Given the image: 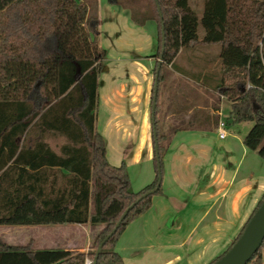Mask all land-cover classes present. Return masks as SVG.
<instances>
[{
	"label": "trees",
	"instance_id": "obj_1",
	"mask_svg": "<svg viewBox=\"0 0 264 264\" xmlns=\"http://www.w3.org/2000/svg\"><path fill=\"white\" fill-rule=\"evenodd\" d=\"M108 2L128 9L138 25L157 23L152 56L158 58L154 75L159 70V86L155 109L153 86L151 111L155 179L135 191L127 163L114 165L108 160L107 140L96 127L99 74L107 50L100 46V21L90 12V4L0 0V66L15 63L25 78L27 69L36 71L17 85L16 97L0 94V225H103L88 251H33L0 244V264H86V258L94 262L100 243L135 203L97 260L126 264L116 250L120 236L151 208L154 196L163 194L167 147L157 118L159 91L165 66H174L180 51L220 45V71L199 79L215 81L214 90L231 102L224 119L227 128L231 123L254 122L243 142L264 159V0H205L201 21L189 0ZM200 22L205 30L202 39ZM5 76L0 71V78ZM34 129L63 135L66 143L59 152L44 140L29 147L27 139ZM263 199L264 195L250 218ZM248 221L228 249L209 264L233 246ZM263 248L264 242L247 264H264Z\"/></svg>",
	"mask_w": 264,
	"mask_h": 264
},
{
	"label": "crops",
	"instance_id": "obj_2",
	"mask_svg": "<svg viewBox=\"0 0 264 264\" xmlns=\"http://www.w3.org/2000/svg\"><path fill=\"white\" fill-rule=\"evenodd\" d=\"M106 1H100V11L106 6ZM109 8L113 10L111 17L106 18L111 20L109 32L119 43L129 49H136L133 50L136 51L135 56H132L126 53L132 50L111 47L109 55L114 56L119 63L129 62L132 66L148 62L153 70L154 54L144 53L145 42L134 37L143 35L149 25L157 38V23L149 20L144 25H138L132 21L128 9L114 4ZM100 17L103 21L101 14L99 21ZM112 21L115 24L113 30ZM194 52L192 49L180 51L174 66H165L158 112L160 132L168 141L164 155L163 194L154 196L151 208L132 221L120 236L116 250L125 263L128 259L129 264H143L148 260H154L152 264H177L186 259L187 264H192L194 259L199 264H206L223 251L224 246L214 247V244L221 241L228 243L231 235L229 229L241 225L243 216L264 195V159L245 144L226 143L212 148L208 143V137L218 132L222 109L226 104L231 109V102L214 90L215 81L204 82L199 79L206 72L220 71V51H199L200 56H214L212 60H207L208 63H202ZM124 63L111 68V72L118 74L109 80V90H106L104 97L98 84L96 127L107 140L108 160L112 144L119 155L115 156L116 160L123 158L127 163L133 189L138 191L156 176L152 118L149 112L154 85L152 93L149 92L150 98L138 80L120 76V69H126ZM100 119L103 120V129L99 126ZM38 140L46 141L57 152L66 143L63 135L34 129L27 139V145L32 147ZM54 140L57 142L54 143ZM143 165L145 167L141 168ZM197 174L200 184L189 196L180 187V178L192 183L193 176ZM165 200L178 207L170 209ZM242 207L245 208L244 215ZM166 216L171 219L168 228L164 223L167 218L162 220ZM102 227L90 223L0 225V244L25 246L33 251H86L95 232ZM181 231L182 234H178Z\"/></svg>",
	"mask_w": 264,
	"mask_h": 264
},
{
	"label": "rangeland",
	"instance_id": "obj_3",
	"mask_svg": "<svg viewBox=\"0 0 264 264\" xmlns=\"http://www.w3.org/2000/svg\"><path fill=\"white\" fill-rule=\"evenodd\" d=\"M83 1L90 4L89 6H90V12L91 13L96 14L98 17L101 14V16L104 18L102 21L101 17H100V25H99V28H100L99 29V43H100V46L102 48L107 50V56H106V58H104L102 60V68L100 69V74H99V89L101 92V96L104 97L106 90H109V80L115 78V76H117V74H118V72H111V68H113L114 66H116L118 64L124 63L123 61L120 63L117 62L115 60L116 58L114 56L109 55L110 48L111 47H118L120 49L132 50V52L126 51V53L131 54L132 56H135L136 51H133V50H136V49H135V47L132 49H129L130 47L122 44L121 42L119 43L116 39H114L115 37L112 36L111 32H109L111 20L110 19L106 20V18L111 17V13L113 10H110V8H109V6L112 4H110L108 2V0L106 1V3H104L108 7V9H105L106 6L104 5L105 7L103 8L102 11H100V7H99L100 1H102V0H83ZM139 1L144 2L145 0H139ZM189 3H190V6L193 8V10H195V12L198 14L199 20L201 21V18L203 15L205 0H189ZM104 10H105V13H103ZM112 23H113V21H112ZM111 27H112L111 30H113V27H115V24L113 23ZM151 27L152 26L148 25L145 28L143 35L134 37L138 41L143 40L145 42L144 48L146 49V51L144 50L143 52L146 54H152V53L155 54L156 53L158 33H157V38H155L151 32ZM198 34H199L200 39H202L205 35V30H204L201 22L199 24ZM141 38H143V39H141ZM125 46L128 48H126ZM203 49H215V50L220 51V45H203V44H201L200 46L194 48V50L192 49V51H195L194 53H195L196 58H200L202 63L203 62L208 63L207 60H212L214 56H212L210 58L208 56L207 57L200 56L199 51H201ZM115 56H117V55H115ZM157 61H158V58L155 57V65L153 66V70L150 68L148 62H142V63L139 62L137 64V66L136 65L132 66V63L125 62L124 65H126V69L125 68L120 69V71H119L120 76H123L126 79H134L136 81L138 80L140 82V84H142L145 87L146 93L148 94V97L151 98V94H149V92L152 93L151 88L154 85V80H155L154 69H155ZM165 69H166V67L164 68V70ZM27 70H28V72H27L28 76L25 78L26 73L25 74L22 73L20 71V69L16 66L15 63L8 64V66H6V67L0 66V71L1 72L4 71L6 74V76H5L6 78H0V94L6 93V95L16 97L20 92L18 90V87L22 86L23 82L24 83L27 82V79H29L31 77V75H33L36 72L34 70V68H32V67L27 69ZM211 73H213V72H211V71L209 73L206 72L205 75L210 74V76H212ZM17 85H19V86H17ZM105 85H107L106 87L108 89H105L106 88V87H104ZM152 95H153V93H152ZM150 101H151V103L149 104V112H150V119H151L152 99ZM230 110L231 109H230L229 104H226V106H224V108L222 109V118L227 120V117L230 114ZM158 112H159V108H158ZM157 118H158V113H157ZM230 123H231V121H230ZM102 124H103V120L100 119L99 126L101 129H103ZM253 125H254L253 121L242 122V123H237V124L231 123L228 125L229 136L226 139L220 138L218 132H216V133H213L210 137H208V138H210V141H208V143L212 148L213 147L216 148V146H218V147L222 146L223 144H226V143L227 144L228 143L233 144V145L244 144V142H243L244 137L250 131V129L252 128ZM53 142L56 143L57 141L54 140ZM60 142H61V140H60ZM167 143H168V141H167V139H165L164 145H167ZM115 156H119V155L117 153V150L115 149V146H113L111 144L109 147V159L114 165H120L124 159L121 158V160L118 161V160H116ZM120 156H122V155H120ZM258 157H260V156H258ZM140 167L144 168L145 165L140 166ZM174 170L176 171V168H174ZM187 171H188V168L185 169V172H187ZM180 180H181L180 187L183 188L182 189L183 192L188 193L189 196L192 194V192L196 191L197 187L200 184L199 174H197L196 176H193V179L191 181L192 183H190V181L186 182L183 178H180ZM132 188H133V186H132ZM178 188L179 187L177 186V189ZM163 189H164V185H163ZM165 202H167L170 209H172V208L175 209L176 207H178L177 204H174L173 202H169L168 200H165ZM257 203L254 204V206L252 207V209L250 210L249 213H247L245 216H243L242 221H241L242 222L241 225L235 226V227H232L229 229V231H230L229 233L231 235H229V237H228V243L227 242L225 243V241H221V242H217L214 244L215 245L214 247L218 246L221 248L222 246H224L223 251H221L215 258L211 259L206 264L211 263L214 259H216L218 256H220L221 253H223L224 251H226L228 249V247L232 244L234 239L238 236L239 232L242 230L246 221H248V218H250L249 216L251 213H253L254 208L256 207ZM241 209H242L241 210L242 215H244L243 211L245 210V208L242 207ZM166 218L169 219L170 217H168V216L162 217V220L166 219ZM167 219L165 220L164 223H165V227L168 228L170 226V223H171L170 220L171 219H169V221H167ZM178 234H182V231ZM88 250H89V247L87 248L86 251H88ZM263 257H264V248H263ZM153 261L154 260H148L147 262H144L143 264H152ZM155 261H156V259H155ZM193 261H194V263H192V264H199V262H196L194 259H193ZM126 264H129L128 259L126 260ZM177 264H187L186 259H183V261H181L180 263H177Z\"/></svg>",
	"mask_w": 264,
	"mask_h": 264
},
{
	"label": "water",
	"instance_id": "obj_4",
	"mask_svg": "<svg viewBox=\"0 0 264 264\" xmlns=\"http://www.w3.org/2000/svg\"><path fill=\"white\" fill-rule=\"evenodd\" d=\"M158 86H159V70L157 71V74L155 76V85H154L155 95L153 102L154 109L156 108V104H157ZM154 123H155V117H153V124ZM154 133L156 136L155 126H154ZM155 140L157 142V138H155ZM156 147H158L157 143H156ZM157 157H158V168L159 170H161V165L159 163V156ZM160 178L162 179L161 175ZM134 204L125 210L121 219L117 222L114 229L100 243L93 264H97L98 256L103 246L108 241V239L117 231L123 219L128 214L130 209L134 206ZM263 242H264V199L261 205L258 207V209L255 211V213L248 221L246 227L244 228L242 234L237 239V241L225 254H223L219 259H217L213 264H247L252 259L254 254L261 248Z\"/></svg>",
	"mask_w": 264,
	"mask_h": 264
},
{
	"label": "built area",
	"instance_id": "obj_5",
	"mask_svg": "<svg viewBox=\"0 0 264 264\" xmlns=\"http://www.w3.org/2000/svg\"><path fill=\"white\" fill-rule=\"evenodd\" d=\"M221 97L222 98H226L223 95ZM218 133H219V137L223 138V139L226 138L228 136V134H229L226 122H225V120L223 118L220 119ZM85 263L86 264H93V260L90 259V258H86Z\"/></svg>",
	"mask_w": 264,
	"mask_h": 264
}]
</instances>
